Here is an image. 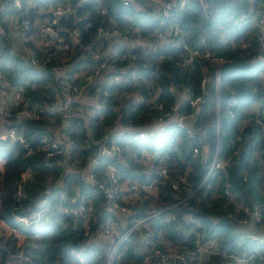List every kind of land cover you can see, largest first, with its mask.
I'll list each match as a JSON object with an SVG mask.
<instances>
[{
    "label": "trees",
    "instance_id": "obj_1",
    "mask_svg": "<svg viewBox=\"0 0 264 264\" xmlns=\"http://www.w3.org/2000/svg\"><path fill=\"white\" fill-rule=\"evenodd\" d=\"M170 1L172 2V18L180 25L183 40L192 47H208L228 58V61L219 65L221 75L219 139L222 147L226 149L231 145V139L238 136L240 138L238 155L234 162L225 168V172H217L216 175L206 178L205 184L207 183L210 187L199 186L186 200L178 204H175L176 196L181 195L182 192H176L167 181L162 182L159 179L155 195L145 194L142 202L131 206L132 217L144 215L149 208L159 210L166 207L170 215L168 219L149 218L145 221L151 238L157 241L155 244L159 247L163 245L161 240H164L178 249L191 248L193 235L186 232L187 226L191 225L201 229L207 237L214 240L217 246L226 251L259 252V247L245 239L243 235L245 231L241 229V225H236L226 217V212L232 210V203L224 195L210 194L212 187L215 189L214 183L227 179L234 190L236 202L248 204L249 200L251 204H256L264 200L261 192L264 189V136L258 132L252 117L247 120L244 118L247 105L258 98L257 66L252 59L254 52L250 47L243 48L238 44L239 40L247 37L249 33L245 32L244 25H239L235 20L240 12L248 10L249 3L247 0H207V7L202 10L195 0H188L184 6H179V0ZM99 6L103 7L107 16L120 27L137 28L143 36L149 35L154 30L152 23L156 20L151 12H147L148 8L145 5L137 7L134 4L123 5L119 0H101ZM99 6L92 0H84L73 12L57 18L58 29H75L78 32L80 42L75 46L76 52L70 54V60L75 58L83 47L93 46L96 40L94 28L102 22L97 14ZM7 9L10 10V8ZM36 12L35 7L26 11V16L32 23L33 33L37 32L38 23L43 17ZM229 15L232 17L229 18ZM1 17L0 14V23H3ZM106 20H108L107 17ZM61 36L64 41H69L66 31L62 32ZM149 40L155 43L154 47L148 41L142 46L138 44L132 46L134 59L128 57L115 60L113 64L123 66L131 61L130 67L145 75L150 69H154L155 73L149 76L155 85L160 86L161 92L158 99L162 102L166 103L170 100V93L166 90L170 80L190 87L193 95L199 94L198 83L202 75L199 64L202 61L194 62L187 68H181L177 64L181 53L180 45L174 46L160 38L149 37ZM55 42L54 39L49 42L48 52L54 54L46 59L47 67L39 69L29 66L15 52L11 53L8 41L0 38V78L12 82L21 80L23 102L27 105L36 104L45 108L46 103L56 98L59 93L58 83L48 68L54 57L60 55L59 51L55 50ZM46 52L35 48L37 57H45ZM82 61L94 63L89 56ZM47 80L53 82L54 88L46 85ZM125 88L128 91L136 90L143 100H136L130 94L123 96L122 90ZM102 91L104 92L101 93ZM101 92L99 106L91 108L88 128L75 118L64 119L59 113H53L51 120L45 117L35 119L17 116L15 110L23 107L22 102L5 113V119L10 120V124L17 127L30 149L26 152L27 149L24 146L10 138L0 140V159L4 163L0 174V219L29 237L27 247L30 249H23L24 247L20 245L15 254L19 257L29 255L31 264H103V249L83 240L80 228L73 229L69 224L61 226L57 213L45 216L40 225L28 227L19 225L11 215L12 212L22 213L36 206L38 196H45L50 204L56 207L63 201V196L68 197L72 192L74 198H79L85 193H95L96 198L92 205L95 220L92 227L104 221L105 209L101 202L102 196L94 184L83 180L79 167H85L88 158L97 152L96 140L103 133L113 129L117 123L130 127L144 126L157 116V110L148 108L151 104V101L146 103L149 90L142 82L107 83L103 85ZM202 96L203 102L200 104L197 117L202 121H208L213 115L210 112L213 104L212 91L207 90ZM228 107L233 109V116L226 112ZM189 109L186 102L181 105L182 111ZM57 126H60L63 135L68 136L65 144L60 143L65 152L45 156L41 138L46 136L48 141L55 140L52 129ZM167 131L166 135L156 133L149 140H132L123 135L119 136L120 159H117V156L102 154L95 177L98 179L103 176L105 164L110 162L115 166L121 181L139 178L142 175L141 167L134 163L133 157L138 156L137 151L142 146L148 149H165L167 152L169 145L176 144L178 151L168 150L163 165L170 177L180 174L182 169L189 165L192 174L188 175L186 186L194 190L206 172L208 158L199 162L198 153L196 156L191 155V146L205 143L210 153L214 148L215 130L207 125L200 139L196 136L187 137L183 129L173 124L169 125ZM255 153L258 155L256 158H254ZM76 158H81L78 168L72 164ZM23 169H29L31 174L21 185V194L17 196L15 190L19 173ZM218 188L220 191L219 183ZM183 218L188 223L183 221ZM193 219L198 220L199 226L194 224ZM256 225L257 223L252 221V229ZM35 235L38 236L35 237ZM14 240L13 234L0 240V264H13L10 255L14 252ZM136 240L137 231L135 230L130 240L123 244L120 262L135 260L136 255L132 254L131 250L137 244ZM217 258V255L211 254L209 261L202 264H211ZM258 262V264L264 263L262 260Z\"/></svg>",
    "mask_w": 264,
    "mask_h": 264
},
{
    "label": "built area",
    "instance_id": "obj_2",
    "mask_svg": "<svg viewBox=\"0 0 264 264\" xmlns=\"http://www.w3.org/2000/svg\"><path fill=\"white\" fill-rule=\"evenodd\" d=\"M82 1L84 0H0V12L3 11L0 13L1 18H3V23H0V38L8 41L11 53L15 52L29 66L39 69L47 67L45 65L46 59L54 54L48 52L49 42L53 39L56 41L55 50H58L60 55L54 57L51 66L48 68L58 83L59 93L56 98L47 102L46 106L52 113L61 114L64 119L75 118L88 128L92 110L77 100L79 96L88 91L92 95L91 97L98 102L103 85L107 83L128 84L129 82L131 84L142 82L147 86L149 97L145 102L151 101L148 108L156 109L157 116L153 118L152 122L144 126H125L122 127V131L112 132L108 130L107 133H103L96 140L98 143L97 152L88 158L85 167H79L83 180L94 184L102 196L101 202L105 209V218L102 223L92 227L95 220L92 211V205L96 198L95 193H85L79 198H74L72 197L73 192L68 197L63 196V201L56 207L51 205L45 196H38L35 202L36 206L26 212H12L13 219L24 227L37 226L42 223L45 216L57 213L61 226L69 224L73 229L80 228L83 240L103 249V264H202L209 261L211 254L218 256L211 264H258L260 262L258 260L264 262V200L252 204L253 209L250 210L248 204H241L234 200V190L227 179L214 183L215 189L212 187L210 194L224 195L232 203V210L226 212V217L236 225L246 223L248 216L258 224V229L245 232L244 237L259 247V252L253 250L247 253L226 251L217 246L214 240L207 237L201 229L191 225L186 228V232L193 235L191 248L178 249L164 240H161L163 245L159 247L155 244L157 241L151 238L145 221L149 218L168 219L170 215L166 207L159 210L149 208L144 212V215L132 217L133 209L131 206L142 202L145 194L155 195L159 179L162 182L167 181L176 192H182L181 195L176 196L175 204H178L186 200L199 186H208L207 183L205 184L208 176L216 175L217 172H225V168L236 159L240 138L236 136L231 139V145L226 149L222 147L219 139L221 82L219 65L228 61V58L208 47H192L183 40L181 27L172 18V2L170 0H119L123 5L134 4L137 7L145 5L148 8L147 12H151L156 21L152 23L154 30L146 36H143L137 28L118 26L111 17L107 16L105 9L99 6L101 0H92L99 6L97 14L102 19V22L94 28L96 40L93 46L83 47L79 54L70 60V54L76 52L75 46L80 42L78 32L75 29H58L56 20L59 16H66L73 12ZM195 1L202 10L207 7V0ZM187 2L188 0H179V6H184ZM247 2L249 3L248 10L240 12L235 20L238 21L239 25L242 24L246 27L245 32L249 35L241 38L238 44L243 48L250 47L254 52L252 59L257 66L259 86L258 98L247 105L244 118L247 120L252 117L258 132L264 136V0H247ZM34 7L37 10L36 14H42L43 17L42 21L38 23L37 32L33 33L31 31L32 23L26 16V11ZM106 17L108 20L105 21ZM231 17L232 15H229V18ZM64 31L67 32L69 41L63 40L61 34ZM149 37L160 38L174 46L180 45L181 53L177 64L181 68H187L194 62L202 61L199 64L202 73L198 83L199 94L193 95V90L190 87L170 80L166 86V90L170 93V100L166 103L162 102L158 99L161 92L160 86L155 85L149 76L155 73L154 69H150L149 73L145 75L143 72L132 69L130 67L131 61L123 66L113 64L115 60H123L128 57L134 59L135 54H133L131 47L140 45V42L144 45L148 41L154 47L155 43H151ZM35 48L47 51L45 57H37ZM86 56H89L94 63L89 64L87 61H82L85 60ZM81 61L86 62V65H82ZM46 85L49 88H54L51 80H47ZM207 90H211L213 94V104L210 107V112L213 115L208 121H202L198 119L197 114L200 104L203 102L202 95ZM122 93L125 97L130 94L136 100H143L136 90L128 91L125 88ZM0 97L13 98L17 104L22 102L23 107L20 108H23V116L27 118H40L46 112L45 108L36 104L27 105L26 102H23L21 80L15 82L3 80L0 82ZM185 102L190 109L182 111L181 105ZM196 105L199 106L197 111L194 110ZM226 112L230 116L234 115L233 109L230 107L226 109ZM1 116L2 111H0ZM153 124L156 126L149 128ZM170 124L183 129L189 138L196 136L200 139L207 125L212 126L215 130L214 148L210 153H208V147L205 143H201L199 146L195 144L191 146V155L196 156L198 153L199 162L208 158L206 172L194 190H190L186 186L188 175L192 174L189 165L175 177H170L163 165L168 150L178 151L176 144L169 145L167 152L165 149H148L142 146L137 151L138 156L133 157L134 163L141 167L142 175L139 178L121 181L115 166L110 162L105 164L104 171H102L103 176L98 179L95 177L99 158L102 154L117 156V159H120L119 136L123 135L132 140H149L156 133L161 135H164L165 132L168 133L167 128ZM110 132L111 135H109ZM5 138L16 140L27 149L26 152H29L30 148L25 138L15 125L9 124L4 131H0V140ZM41 140L42 146L45 148V156L65 152L60 145V139L48 141L47 137L43 136ZM63 140L67 141L68 136L63 135ZM256 157H258L257 153L254 154V158ZM80 160L81 158H76L72 164L78 168ZM30 174L29 169L20 171L15 190L17 196L21 194V185L30 177ZM218 183L221 186L220 191L219 188L217 189ZM261 192L264 196V189ZM183 221L188 223L184 218ZM193 222L199 226L197 219H193ZM0 223L5 222L0 219ZM6 225L12 234L27 236L20 233L16 227ZM135 230L137 231V244L133 246L131 253L136 255V258L132 262H120L123 244L130 240L131 234ZM16 236L13 241L14 252L10 255V258L13 259L11 262L13 264H31L29 255L19 257L15 254L21 243L16 239ZM37 236L35 235V237Z\"/></svg>",
    "mask_w": 264,
    "mask_h": 264
},
{
    "label": "crops",
    "instance_id": "obj_3",
    "mask_svg": "<svg viewBox=\"0 0 264 264\" xmlns=\"http://www.w3.org/2000/svg\"><path fill=\"white\" fill-rule=\"evenodd\" d=\"M82 65H86V62H81ZM85 67V66H84ZM101 80V78H99ZM4 79L0 78V82H3ZM92 95L89 94L88 91H85L83 92L79 98L77 99L78 101H81V103H84L85 106L87 108H95L97 107V105L100 104V102L97 100H95L94 98L91 97ZM15 106H18L17 103H15V99L13 98H4V97H0V111H2V116L0 117V131H4L5 128L11 123L10 120L8 119H5V112L11 109H13ZM45 110L46 112H44V116L45 118H48L49 120L52 119L51 115L53 114L49 108L47 106H45ZM15 114L17 116H23V108H18L15 110ZM62 124V123H61ZM60 124V125H61ZM156 125H152L151 127L149 128H154ZM122 127L124 128L125 126H122V125H118V123L114 126L113 129H111L112 132H115V131H122ZM52 132L55 134V140H63V134L61 133V130H60V126L58 127H53L52 129ZM3 168H4V163L3 161L0 159V174L2 173L3 171ZM12 234L10 232V230L8 229V226L5 224V223H0V240L2 241L4 238H6L8 235ZM14 235V234H13ZM17 235L16 237L18 239L21 245V247H24L23 249H30V247H27L29 245V237H24L23 235L21 234H15ZM14 235V236H15Z\"/></svg>",
    "mask_w": 264,
    "mask_h": 264
},
{
    "label": "rangeland",
    "instance_id": "obj_4",
    "mask_svg": "<svg viewBox=\"0 0 264 264\" xmlns=\"http://www.w3.org/2000/svg\"><path fill=\"white\" fill-rule=\"evenodd\" d=\"M132 17V16H131ZM168 132V131H167ZM165 135L167 134L166 132L164 133ZM252 219L250 218V216H248V219H247V221H246V223H243V224H241V229H243L245 232H249V231H255L256 229H258V224L256 225V227L255 228H253L252 229V227H251V224H252ZM252 229V230H251ZM244 232V233H245ZM244 235V234H243ZM16 239H19V237L17 238L16 237Z\"/></svg>",
    "mask_w": 264,
    "mask_h": 264
},
{
    "label": "water",
    "instance_id": "obj_5",
    "mask_svg": "<svg viewBox=\"0 0 264 264\" xmlns=\"http://www.w3.org/2000/svg\"><path fill=\"white\" fill-rule=\"evenodd\" d=\"M140 45H142V42H140ZM199 109V106L198 105H196L195 107H194V110L195 111H197ZM63 144H65L66 143V141H64V140H60ZM54 185H56V184H54ZM248 205H249V209L250 210H252L253 209V206H252V204H251V202L248 200Z\"/></svg>",
    "mask_w": 264,
    "mask_h": 264
}]
</instances>
